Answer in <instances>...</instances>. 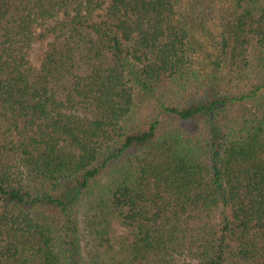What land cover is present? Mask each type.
I'll list each match as a JSON object with an SVG mask.
<instances>
[{
  "label": "trees",
  "instance_id": "1",
  "mask_svg": "<svg viewBox=\"0 0 264 264\" xmlns=\"http://www.w3.org/2000/svg\"><path fill=\"white\" fill-rule=\"evenodd\" d=\"M0 264H264V0H0Z\"/></svg>",
  "mask_w": 264,
  "mask_h": 264
},
{
  "label": "rangeland",
  "instance_id": "2",
  "mask_svg": "<svg viewBox=\"0 0 264 264\" xmlns=\"http://www.w3.org/2000/svg\"><path fill=\"white\" fill-rule=\"evenodd\" d=\"M38 50H39V49H36V50L34 51V54H33L34 57H35L36 53H38Z\"/></svg>",
  "mask_w": 264,
  "mask_h": 264
}]
</instances>
